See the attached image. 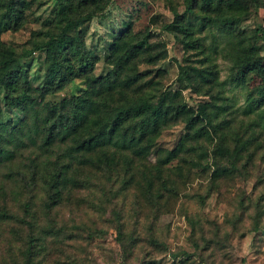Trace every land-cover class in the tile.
<instances>
[{
	"label": "rangeland",
	"instance_id": "rangeland-1",
	"mask_svg": "<svg viewBox=\"0 0 264 264\" xmlns=\"http://www.w3.org/2000/svg\"><path fill=\"white\" fill-rule=\"evenodd\" d=\"M58 1L31 0L20 25L0 34L36 88L42 86L45 53L32 47L63 24L55 17ZM184 7L185 0L105 1L84 25L93 69L52 93L27 96L26 117L43 118L47 105L87 92L92 77H104L117 55L145 40L147 50L124 71L140 74L141 84L108 92L92 118L101 121L125 97L169 92L173 103L193 112L207 104L214 131L200 122L208 133L186 143L197 150L159 171L157 161L184 133L181 120L164 125L143 155L116 146L80 155L73 151L77 135L44 149L41 123L21 140L10 136L5 144L12 154L0 159V209L22 218L28 204L38 226L30 230L13 218L0 220V264H264V102H251L264 74V46L256 31L264 27V8L248 6L237 29L195 25L189 35L175 36L166 25L174 20L173 10ZM114 39L119 46L112 58ZM241 53L263 62L259 73L248 72L237 85L232 78ZM182 69L193 78L183 80ZM1 106L0 122L22 120L21 111L3 100ZM64 170L62 198L45 214L49 187L43 176ZM32 238L36 255L28 261Z\"/></svg>",
	"mask_w": 264,
	"mask_h": 264
},
{
	"label": "trees",
	"instance_id": "trees-1",
	"mask_svg": "<svg viewBox=\"0 0 264 264\" xmlns=\"http://www.w3.org/2000/svg\"><path fill=\"white\" fill-rule=\"evenodd\" d=\"M107 0H59L56 7L55 17L63 20V24L57 27L56 32L45 33V38L37 42L32 50L44 51L45 70L42 86L33 87L28 74L22 68L20 58L14 55L11 48L0 43V91L3 90V98L0 97V115L2 113L1 101L9 109H18L23 113L19 123L8 121L0 122V159L10 157L11 149L6 147L5 141L14 137L21 140L31 126L37 128L41 123V146L50 149L57 139L65 140L69 136L77 135V141L73 151L83 154L93 150H101L116 146L119 149H130L136 155H143L152 146V138L160 133L164 125L169 122L181 120L184 124V133L178 139L176 146L170 149L165 157L157 161L156 171L160 166L173 160H183L184 154L195 152L196 147H186L187 142H197L208 133L205 126L199 125L203 120L214 131L211 123V109L207 104L200 103L196 112L183 103H173L166 93H152L148 97L136 95L125 97L117 101L111 113L102 117L101 121L92 118L98 113L104 103L101 101L108 92L117 86L132 87L141 83L140 74L127 73L130 62L138 54L147 49L146 41H140L125 49V52L117 55L113 61V67L102 78L92 77L89 90L76 97L62 98L58 103L47 105V112L43 118L35 114L29 122L26 117V98L32 93L40 96L52 93L63 88L71 80L90 72L95 63V56L85 45L84 25L95 17L103 8ZM31 0H0V34L8 29L17 28L24 16V10L30 6ZM248 6L264 8V0H185V7L181 13L173 10L174 20L166 25V29L185 35L192 33L195 25L202 29L204 26H215L220 30H233L238 28L241 20L246 18ZM260 34L264 46V27L256 30ZM119 38V37H118ZM117 38V39H118ZM117 39L110 44V54L116 52L119 43ZM187 44H195L196 41H188ZM30 50L29 52H31ZM262 57L249 53H241L236 56V71L233 82L237 85L243 82L245 74L254 71L260 72ZM183 80L193 77L182 69ZM175 97V94H172ZM169 97V98H168ZM97 99V100H95ZM251 102L259 106L264 102V74L262 85L256 89V96L251 97ZM90 122L96 123L95 128L90 127ZM11 136V137H10ZM30 136V135H29ZM145 142L144 144H142ZM114 154V153H113ZM76 158V157H73ZM111 157H109L110 159ZM49 176V177H48ZM43 176L49 191L42 202V210L45 214L50 213L54 205L62 198L65 186L66 172H56ZM28 204L24 206L23 217L18 218L8 215L6 209H0V220L13 218L19 224L32 230L38 226L34 218L29 217ZM53 231L54 228H46ZM78 229V228H77ZM99 232V231H98ZM95 235V233H89ZM121 237L118 229L117 239ZM36 239L32 238L27 250V260L30 261L35 253Z\"/></svg>",
	"mask_w": 264,
	"mask_h": 264
}]
</instances>
